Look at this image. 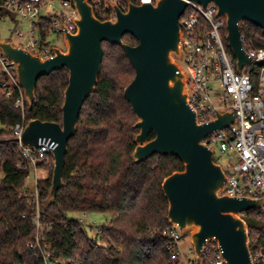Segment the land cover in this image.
Returning a JSON list of instances; mask_svg holds the SVG:
<instances>
[{
    "label": "water",
    "instance_id": "1",
    "mask_svg": "<svg viewBox=\"0 0 264 264\" xmlns=\"http://www.w3.org/2000/svg\"><path fill=\"white\" fill-rule=\"evenodd\" d=\"M77 11L76 31L64 29L65 48L42 59L20 44L0 39L1 52L15 64L16 81L28 105L34 101L38 79L66 68L68 81L61 106V122L29 119L21 142L37 149L40 141L54 147L51 186L45 205L53 201L63 185L68 140L75 134L80 109L98 82L103 42L121 46L134 68L133 79L123 94L135 114V147L132 159L139 163L155 154L176 156L183 169L167 175L161 184L168 202L167 220L191 240L196 254L207 239L215 237L226 264H253L248 225L239 213L264 203V198L219 194L226 175L214 152L202 139L235 118L232 111H218L216 118L199 123L187 100V74L181 70L179 18L192 1L202 6L213 2L217 15H225V40L236 59V69L250 61L242 46L240 22L248 21L264 30V0H157L135 4L126 0L122 11L114 5L115 19H99L86 0H71ZM130 34L133 45L123 41ZM154 136L149 138L150 133Z\"/></svg>",
    "mask_w": 264,
    "mask_h": 264
},
{
    "label": "trees",
    "instance_id": "2",
    "mask_svg": "<svg viewBox=\"0 0 264 264\" xmlns=\"http://www.w3.org/2000/svg\"><path fill=\"white\" fill-rule=\"evenodd\" d=\"M0 16L12 17L1 7ZM239 26L244 42L251 47L264 46L263 29L248 21H241ZM122 39L131 45L137 42L130 34ZM133 77L134 68L124 49L103 42L98 82L84 101L76 132L68 140L63 185L53 201L45 205L53 161L47 154L46 160L38 164V169L50 168L49 175L36 184L38 206L32 195L20 192L30 170L16 166L22 155L16 149L11 127L21 119V112L13 105L14 96L5 97L0 91V264H43L35 246L33 218L37 210L42 225L52 224L40 240L42 247L63 260L82 264H167L166 239L159 229L170 223L161 184L167 175L182 170L183 163L176 156L160 154L139 163L133 161L138 128L133 126L136 117L123 94ZM67 81L66 68L40 77L33 103L25 101L26 121L37 118L61 122ZM153 136L151 132L149 138ZM81 212L103 213L109 218L98 225L99 233L89 234L70 216ZM244 220L263 240L264 214L250 209Z\"/></svg>",
    "mask_w": 264,
    "mask_h": 264
},
{
    "label": "built area",
    "instance_id": "3",
    "mask_svg": "<svg viewBox=\"0 0 264 264\" xmlns=\"http://www.w3.org/2000/svg\"><path fill=\"white\" fill-rule=\"evenodd\" d=\"M86 1L91 4L94 15L102 20L115 19V4L122 11L128 8L126 0ZM131 1L140 4L144 1L155 3L157 0ZM52 3L53 0H0L2 9L11 15L16 14L25 22V29L16 26L13 28V32L22 39L15 44H20L42 59L52 57L55 47L62 49L51 43V35L62 36L64 40V29L71 33L76 31L74 18L77 11L73 2L60 0V10L54 9ZM5 18L8 16H0V21ZM10 19L17 22V18L13 16ZM225 23V15H217V6L213 2L202 6L188 1L179 18L182 50L180 66L187 74V100L199 123L215 119L218 111L229 110L234 114L235 120L232 123L202 139L203 144L212 150L213 145L217 146L218 154L224 160L217 161L226 175L219 194L264 198V46L251 47L242 39L243 49L250 61L237 71L236 59L225 40ZM0 71V91L5 97L14 96L13 105L21 112V119L11 127L16 149L22 155V160L16 166L18 169L28 167L30 171L36 172L38 164L46 160L54 145L42 140L35 150L22 144L20 138L27 123L24 116L26 100L23 89L16 81L14 62L1 50ZM37 181L35 178L34 190L24 187L23 184L20 192L23 195H32L38 206ZM253 209L264 214V203ZM245 212L239 215L244 218ZM78 214L79 217L75 220L86 230V226H89L86 219L88 213ZM33 221L36 226L35 246L40 250L43 264H82L74 263L71 259L63 260L42 247L40 240L45 232L51 230L52 224L42 225L38 210ZM159 231L166 239L167 264H226L215 237L207 239L196 254L192 243L186 251L181 248L180 242L184 233L177 225L169 224ZM99 232L97 226L94 234ZM247 232L249 248L252 243L250 255L253 264H264V239L260 240V233L253 232L249 227Z\"/></svg>",
    "mask_w": 264,
    "mask_h": 264
},
{
    "label": "rangeland",
    "instance_id": "4",
    "mask_svg": "<svg viewBox=\"0 0 264 264\" xmlns=\"http://www.w3.org/2000/svg\"><path fill=\"white\" fill-rule=\"evenodd\" d=\"M52 7H54V9L56 8V9L60 10L61 9L60 0H53ZM12 16L14 18H17V22L11 20L9 16H8V18H5L4 20L0 21V39H7V40L12 41L15 44V43L21 42L22 39L19 38L13 32V28L16 26L18 28L21 27V28L25 29V22L21 21L16 16V14H13ZM50 40H51V43L60 46L62 49L65 48V43H64L62 36L51 35ZM179 64L180 65L182 64L181 60H179ZM0 125H1V123H0ZM212 147H213V150L215 152L214 153V159H216L219 162H224L223 158H221L218 154L217 146L213 145ZM52 168H53V161H52ZM49 173H50V168H48V167L39 168L36 170V172H34L32 170L29 171L28 177L26 178V180L24 182V187H27L30 190H34L35 189V178L38 180L43 179L44 177L48 176ZM51 174H52V169H51ZM70 216H72L73 218H77V217H79V214L75 213V214H71ZM108 218H109V215H107V214L97 213V212H89L87 214V217H86L88 225H89V226H86V231L89 234H94V230L97 229V226L103 224ZM249 225L251 226V225H253V223L249 222ZM180 246L183 249V251H186V249L191 246V240L188 237L187 232L184 233V235L182 236Z\"/></svg>",
    "mask_w": 264,
    "mask_h": 264
}]
</instances>
